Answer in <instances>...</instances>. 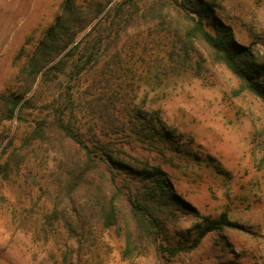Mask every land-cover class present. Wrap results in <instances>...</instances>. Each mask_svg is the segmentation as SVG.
Instances as JSON below:
<instances>
[{
    "label": "rangeland",
    "instance_id": "obj_1",
    "mask_svg": "<svg viewBox=\"0 0 264 264\" xmlns=\"http://www.w3.org/2000/svg\"><path fill=\"white\" fill-rule=\"evenodd\" d=\"M64 1L0 0V95L23 85L20 69ZM158 1L135 0L142 17L129 21L119 40L122 67L114 81L122 112L111 120L86 105L104 58L75 83L78 107L72 124L89 146L106 144L134 166L145 159L160 164L177 192L198 208L200 217L179 214L164 242L185 241L207 217L222 211L231 225L208 232L195 249L172 257L150 246L143 255L124 258L122 219L108 228L95 224L83 242L61 219L49 220L60 201L58 178L66 157L57 142L54 147L23 142L35 120L52 118V101L69 82L71 57L66 73L43 86L21 119H0V165L8 157L13 164L7 175L0 173V264H64L66 255L72 264H264V104L248 92L236 93L237 78L204 44L196 43L185 57L181 42L158 24L159 18L151 21L147 12L142 14ZM215 13L231 25L238 42L264 60V0H216ZM115 116H137L138 121L146 116L181 149L165 147L161 153L128 141L110 129Z\"/></svg>",
    "mask_w": 264,
    "mask_h": 264
},
{
    "label": "trees",
    "instance_id": "obj_2",
    "mask_svg": "<svg viewBox=\"0 0 264 264\" xmlns=\"http://www.w3.org/2000/svg\"><path fill=\"white\" fill-rule=\"evenodd\" d=\"M113 1L63 2L61 12L20 69L19 80L23 85L17 92L0 95V119H21L25 110L33 106L43 86L66 73L69 59L75 57L67 72L69 82L52 101V118L45 116L35 120L23 142L25 145L39 142L53 147L57 142L66 157L58 178L60 201H56L48 218L51 221L61 219L68 233L79 242H83L95 224L108 228L122 219L125 223L124 258L143 255L150 246L162 256L172 257L195 249L208 232L230 226L227 211H222L216 218L207 217L185 241L164 242L169 225L177 221L179 214L200 217L198 208L177 192L160 164L145 159L134 166L106 144L89 146L72 124L78 107L75 83L104 58L101 78L95 84L93 98L86 105L99 117L111 120L115 112H122L119 82L115 84L114 81L122 67L119 40L128 24L142 16L138 14L135 0ZM158 2L147 7L142 14L147 12L151 21L159 18L158 24L181 42L185 57L190 55L196 43L204 44L212 57L237 78L239 87L236 93L248 92L264 104V60L250 45L238 42L231 25L217 17L216 0ZM167 14L172 16L171 20L167 19ZM46 107L50 105L46 104ZM109 125L114 133L122 132L131 138L128 141L144 143L152 150L163 153L165 147L181 149L161 125L146 116L139 121L137 116L127 119L115 116V121ZM12 167L8 157L0 165V173L7 175ZM80 192L83 194L79 198ZM64 264H72L67 255Z\"/></svg>",
    "mask_w": 264,
    "mask_h": 264
}]
</instances>
